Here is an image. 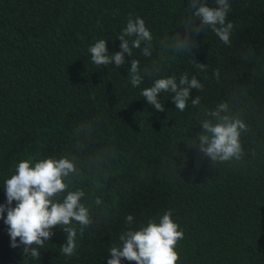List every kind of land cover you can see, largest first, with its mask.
<instances>
[{
	"label": "trees",
	"instance_id": "trees-1",
	"mask_svg": "<svg viewBox=\"0 0 264 264\" xmlns=\"http://www.w3.org/2000/svg\"><path fill=\"white\" fill-rule=\"evenodd\" d=\"M229 3L230 44L208 29L195 37L193 54L162 57L159 42L183 32L189 0H0V204L4 181L22 159L85 160L107 152L109 161L100 172L85 169L76 184L94 223L83 237L78 232L75 255L60 253L66 233L57 226L40 259L25 257L22 247L10 246L0 218V264H107L123 231L158 222L168 210L184 231L177 264H264V0ZM130 15L151 31L152 55L133 49L119 68L114 61L96 67L89 46L105 39L109 54L120 51L117 35ZM131 59L142 75L154 64L160 71L133 87ZM183 74L204 88L191 90L182 112L169 92L158 95L164 111L140 95L155 78L178 81ZM196 96L200 104L193 106ZM222 101L240 112L249 131L241 136L243 160L214 166L189 144L202 130L203 111ZM129 214L132 225L125 223Z\"/></svg>",
	"mask_w": 264,
	"mask_h": 264
},
{
	"label": "clouds",
	"instance_id": "clouds-1",
	"mask_svg": "<svg viewBox=\"0 0 264 264\" xmlns=\"http://www.w3.org/2000/svg\"><path fill=\"white\" fill-rule=\"evenodd\" d=\"M189 9L190 18L179 22L183 26V32L178 31L171 38L165 37L159 42L162 57L163 53L193 54L192 50L197 46L195 37L208 29L225 45L231 43L234 25L227 20L231 11L229 0H215L214 7L204 0H189ZM196 19L199 20L198 24L194 23ZM117 36L121 42L120 51L112 54L108 52L105 39H99L89 46L92 64L96 67L108 66L114 61L119 68L126 63L125 53L131 57L133 49H140L145 57L152 55L154 37L144 19H133L130 15L126 27ZM130 65L128 76L133 87H138L145 75L151 76L160 71L154 64L151 71L146 67L142 75L138 60L131 59ZM197 67L201 71L206 70L204 63ZM213 75L218 80L219 70H214ZM203 88L204 85L196 76L189 79L187 74H183L177 81L173 75L155 78L151 86L142 89L140 95L156 110L164 111L158 95L169 92L176 109L182 112L190 100L191 90L202 91ZM191 104L199 105L200 97L191 99ZM203 117L198 121L202 130L189 146H195L197 152L208 158L214 166L224 162H241L245 155L241 136L249 128L240 112H234L228 101H222L211 110L205 109ZM77 147L79 150V144ZM107 155V152L98 153L85 160L63 155L59 158L39 159L34 163L27 159L20 160L15 174L4 181L6 203L0 204V218L8 225L10 246L22 247L25 257L38 260L41 256L40 249L54 235L53 229L59 226L66 233V242L60 246V253L69 258L75 255L78 232L83 237L85 229L94 223L89 207L81 202L85 191L76 187V184L82 180L85 169L100 172L109 163ZM70 187L74 190H68ZM13 201H16L14 207ZM97 203H100L99 198ZM125 223L132 225L133 215H127ZM74 224H78L79 228ZM183 238V229L174 222L172 212L168 210L160 216L158 222L148 220L146 225L123 231L119 235V242L108 249L110 258L107 264H121V258L135 261L136 264H177L180 256L176 247Z\"/></svg>",
	"mask_w": 264,
	"mask_h": 264
}]
</instances>
